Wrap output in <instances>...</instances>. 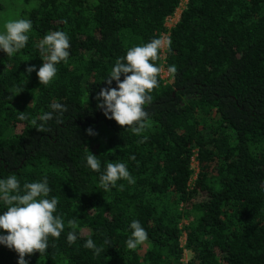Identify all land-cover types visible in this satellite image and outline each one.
Returning a JSON list of instances; mask_svg holds the SVG:
<instances>
[{"label": "trees", "instance_id": "obj_1", "mask_svg": "<svg viewBox=\"0 0 264 264\" xmlns=\"http://www.w3.org/2000/svg\"><path fill=\"white\" fill-rule=\"evenodd\" d=\"M180 1L38 0L21 11L32 23L26 46L10 57L0 50V179L15 175L23 194L46 175L65 224L29 264H181L184 250L187 264H264V0H186L167 26ZM52 31L68 35L70 55L45 86L37 45ZM163 35L170 46L153 63L178 71L158 76L149 127L137 136L107 119L96 95L118 58ZM54 103L67 108L59 123ZM45 112L53 119L40 132ZM91 152L100 172L87 166ZM109 162L125 163L135 183L99 187ZM73 219L78 239L69 245ZM133 220L148 239L129 250ZM87 239L103 246L99 256ZM18 261L0 244V264Z\"/></svg>", "mask_w": 264, "mask_h": 264}, {"label": "clouds", "instance_id": "obj_2", "mask_svg": "<svg viewBox=\"0 0 264 264\" xmlns=\"http://www.w3.org/2000/svg\"><path fill=\"white\" fill-rule=\"evenodd\" d=\"M5 32L0 33V50L7 56H12L23 49L28 42V33L32 28V23L28 19L9 20L4 25ZM171 41L163 38H156L143 46L130 48L126 55L116 60L108 77L104 80L108 87H104L96 95L97 108L103 111L109 120H115L121 127L128 128L137 136L141 135L149 127L147 123L148 112L145 106L151 103L150 93L159 86L158 76L162 73L161 67L155 66L154 61L160 58V51L166 46H170ZM40 57L44 61L37 72L41 85H49L57 74L56 65L61 61L67 62L71 47L68 35L63 31H52L45 35L37 45ZM28 74L36 70V67L29 66L26 69ZM177 67H168L170 74L177 73ZM123 76V80L121 77ZM113 81L116 87H112ZM23 90H21L22 92ZM53 112L59 113L56 117L59 123V116L67 111L66 106L54 103L50 106ZM53 112H45L40 117L37 131L46 132L49 129L45 126L53 119ZM28 117L21 112L18 119L25 120ZM36 124V120L32 121ZM90 136L98 135L91 127L87 129ZM144 140L139 141L143 143ZM135 159V156L130 157ZM87 166L94 172H100L101 164L97 155L86 156ZM99 187L105 191L117 187V181L127 180L129 184H134L135 180L131 176L125 163L109 162L106 171L100 175ZM124 185H119L122 191ZM51 189L48 186L47 176L42 182L25 183L23 194L21 186L15 175L7 179H0V200L7 205V210L0 215V244L6 245L19 255L18 264H29L26 256L40 253L45 255L50 247L49 237L59 239L65 229V224L60 216L54 215L57 209L58 198H48ZM68 227L73 229L67 233L69 245L75 244L78 235L75 229L78 227L75 219L68 221ZM132 233L126 241L129 250H135L138 245L144 244L148 239L147 231L138 220H133L130 224ZM105 244L109 241L105 240ZM84 247L92 249L96 256L103 251V246H97L92 239H87Z\"/></svg>", "mask_w": 264, "mask_h": 264}, {"label": "rangeland", "instance_id": "obj_3", "mask_svg": "<svg viewBox=\"0 0 264 264\" xmlns=\"http://www.w3.org/2000/svg\"><path fill=\"white\" fill-rule=\"evenodd\" d=\"M38 0H0V33L5 32L4 25L9 20H17L19 19L20 13L24 9L31 8L37 3ZM186 0H183L185 2ZM180 12V8L176 10L173 17L167 22V25H172L176 19H178ZM165 40V39H164ZM168 75L167 70L162 71L161 76L166 78ZM193 168L195 170L193 178L195 174L198 172L197 160L192 158ZM185 243V235L181 237V245ZM189 259V254L184 250L183 258L181 259V264H187Z\"/></svg>", "mask_w": 264, "mask_h": 264}, {"label": "built area", "instance_id": "obj_4", "mask_svg": "<svg viewBox=\"0 0 264 264\" xmlns=\"http://www.w3.org/2000/svg\"><path fill=\"white\" fill-rule=\"evenodd\" d=\"M185 2H186V1H185ZM185 2H183V0L180 1V4H179V6H178V8H177V9L180 8L179 15H180V13H181V10H182V8H183ZM177 9H176V10H177ZM175 12H176V11H175ZM174 14H175V13H174ZM174 14H173V15H174ZM171 17H173V16H171ZM171 17H168V18H167L166 25H167V22L170 20ZM178 18H179V16H178ZM177 20H178V19H176V21H177ZM176 21H175V22H176ZM175 22H174V23H175ZM174 23H173V24H174ZM173 24H172V25H173ZM167 26H171V25H167ZM162 38L166 40V35H163ZM164 48H165V47H164ZM164 48H163V49H164ZM163 49H162V52H163ZM162 56H163V53H162ZM161 68L164 69V70H166L164 67H161ZM167 73H168V72H167ZM167 76H168V75H167Z\"/></svg>", "mask_w": 264, "mask_h": 264}]
</instances>
